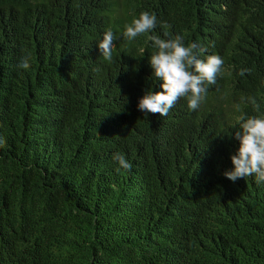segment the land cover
<instances>
[{
	"label": "trees",
	"instance_id": "obj_1",
	"mask_svg": "<svg viewBox=\"0 0 264 264\" xmlns=\"http://www.w3.org/2000/svg\"><path fill=\"white\" fill-rule=\"evenodd\" d=\"M142 11L156 28L126 42ZM153 34L223 57L201 108L138 109ZM242 95L264 113V0H0V264H264V184L223 175Z\"/></svg>",
	"mask_w": 264,
	"mask_h": 264
},
{
	"label": "clouds",
	"instance_id": "obj_2",
	"mask_svg": "<svg viewBox=\"0 0 264 264\" xmlns=\"http://www.w3.org/2000/svg\"><path fill=\"white\" fill-rule=\"evenodd\" d=\"M157 17L149 11H142L139 16H133L124 25L122 37L126 42H134L138 37L154 31ZM169 34L165 33V37ZM116 34L111 28L103 33L97 42L98 48L108 62L113 59L116 47ZM152 53L148 57L152 76L160 84L161 91L145 89V94L139 99L138 109L144 113L167 116L169 111L180 99L187 101L191 110H197L206 102L209 86L217 83L218 77L231 75L225 68L224 59L218 54H208L207 47L197 42L185 43L183 36L175 35L162 38L159 35H148ZM29 56H22L18 67L30 68ZM249 69H241L243 76ZM250 103L258 114L247 115L242 105ZM236 112L234 139L239 141V147L231 156L234 168L226 170L223 175L235 182L240 178L254 176L257 184H264V113L259 112V105L252 96H241L239 103L233 104ZM4 140L0 138V146ZM113 160L119 168L131 170L132 165L119 152L113 154ZM119 170V169H118Z\"/></svg>",
	"mask_w": 264,
	"mask_h": 264
}]
</instances>
